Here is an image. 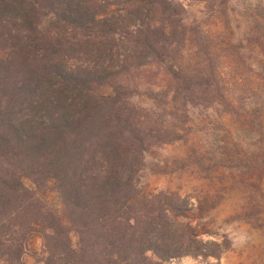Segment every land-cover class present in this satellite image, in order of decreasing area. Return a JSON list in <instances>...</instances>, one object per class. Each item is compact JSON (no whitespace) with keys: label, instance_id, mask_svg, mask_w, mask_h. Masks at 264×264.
Returning a JSON list of instances; mask_svg holds the SVG:
<instances>
[{"label":"trees","instance_id":"obj_1","mask_svg":"<svg viewBox=\"0 0 264 264\" xmlns=\"http://www.w3.org/2000/svg\"><path fill=\"white\" fill-rule=\"evenodd\" d=\"M191 1L207 20L177 0H0V264L219 261L231 248L188 196L142 183L147 153L184 139L193 112L235 120L246 98L264 102V77L222 71L228 47L208 20L227 0Z\"/></svg>","mask_w":264,"mask_h":264},{"label":"rangeland","instance_id":"obj_2","mask_svg":"<svg viewBox=\"0 0 264 264\" xmlns=\"http://www.w3.org/2000/svg\"><path fill=\"white\" fill-rule=\"evenodd\" d=\"M177 1L189 17L207 20L203 2ZM221 19H209L208 24L228 47L222 71L235 63L238 74L249 77L245 84L254 86L264 77V0H227ZM258 109L260 122L254 126L250 115ZM192 118V130L184 139L147 153L142 183L150 190L188 196L194 219L217 233L216 239L225 233L231 248L219 261L186 256L164 264H264V102L246 98L235 120L215 109L195 111ZM25 184L30 186L28 180ZM30 246L39 250L40 239L35 237ZM24 261L40 264L29 253Z\"/></svg>","mask_w":264,"mask_h":264},{"label":"crops","instance_id":"obj_3","mask_svg":"<svg viewBox=\"0 0 264 264\" xmlns=\"http://www.w3.org/2000/svg\"><path fill=\"white\" fill-rule=\"evenodd\" d=\"M226 264H229V262H227Z\"/></svg>","mask_w":264,"mask_h":264}]
</instances>
